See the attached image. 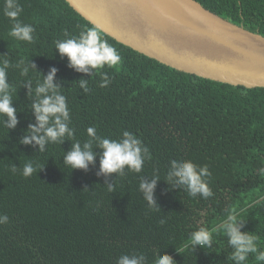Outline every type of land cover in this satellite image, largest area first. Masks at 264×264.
Instances as JSON below:
<instances>
[{"label":"trees","instance_id":"16d2710c","mask_svg":"<svg viewBox=\"0 0 264 264\" xmlns=\"http://www.w3.org/2000/svg\"><path fill=\"white\" fill-rule=\"evenodd\" d=\"M220 17L264 36V0H196ZM0 0V59L10 67L8 82L15 89L12 106L17 124L7 128L0 117V264H117L121 255L140 256L154 264L169 255L174 264H237L223 230L213 233L210 246L187 244L200 227L211 229L230 208L243 209L242 232L258 237L264 251V88H245L176 70L149 58L103 33L121 56L116 68L101 69L110 83L100 87L95 70L80 73L69 67L54 41L94 27L65 0H19V19L35 31L31 43L9 35L12 21ZM25 59L20 75L15 65ZM22 65L21 67H23ZM55 68L53 83L69 108L65 121L72 136L46 142L20 143L36 120L34 73L41 80ZM89 81V91L79 81ZM97 135L118 139L123 131L136 135L148 149L140 172L100 173V149L92 140L94 160L86 169L65 165L74 143ZM191 160L207 166L213 196H191L185 186L168 180L172 161ZM26 163L40 165L30 177ZM16 168L13 173L10 169ZM154 205L140 189L151 183ZM109 186L112 191H108ZM248 254L243 264H262Z\"/></svg>","mask_w":264,"mask_h":264},{"label":"clouds","instance_id":"9594fccd","mask_svg":"<svg viewBox=\"0 0 264 264\" xmlns=\"http://www.w3.org/2000/svg\"><path fill=\"white\" fill-rule=\"evenodd\" d=\"M23 9L19 0H5L3 13L9 18L12 23V28L9 35L17 41L31 43L34 40V27L31 24L23 23L19 17ZM65 38L54 41V46L62 57H67L69 67L80 73H88L90 70H95L96 74L100 75V87H107L110 83V78L107 73L100 71L101 69L116 68L121 63V56L117 50L110 45L104 38L103 33L96 27H85L78 35L72 36L69 33H64ZM24 65L23 67H21ZM10 67L9 60L6 57L0 59V117H7L6 127L11 129L17 124L16 108L12 106V99L15 92L13 86L8 82V69ZM20 69V75L26 76L29 68H35L34 65H26L25 59L15 65ZM56 69L52 68L48 74L43 77L39 73H34L36 86L34 90L29 87L28 94H35V100L31 105L35 116V125H29L28 135H25L20 143L24 145L32 144L39 145L40 151H43L46 142H59L65 133L72 136L71 130L67 127L65 121L69 119V108L66 105V98L61 94V89L53 83ZM79 86L85 92L89 91V81L81 79ZM86 135L91 139L83 144V150L79 143H74L72 150L69 151L65 158V165L73 169H86L88 164L94 160L92 149V140L97 142V145L102 149L100 157V173L108 175L111 173L122 174L124 168L133 172H140L144 163V158L148 156L147 147L143 146L142 141L133 133L123 131L118 139H110L97 135L95 126L86 129ZM40 165L26 163L22 169L24 177H30L35 173ZM172 170L168 173V180L176 178L175 183L185 186L191 196L197 193L202 198L212 197L214 194L208 185V178L211 173L208 167L198 166L191 160H182L180 162L172 161ZM13 173L16 168L10 169ZM261 175H264V168L259 169ZM156 180L151 183H141L140 189L144 193V199L148 205L152 207L153 189ZM108 191H112L109 186ZM243 212L236 208H230L226 218L215 224L211 229L200 227L198 231L191 234L189 241L182 245L181 251H184L187 244L210 246L213 233L223 230V234L228 237V243L233 247L231 259L237 264H243L247 261L248 254H256L255 259L264 264V251L258 252V237L248 232H242L243 227ZM8 222L6 215L0 216V224ZM144 257L121 255L117 260V264H141ZM154 264H174V261L169 255L159 256Z\"/></svg>","mask_w":264,"mask_h":264},{"label":"water","instance_id":"95a60500","mask_svg":"<svg viewBox=\"0 0 264 264\" xmlns=\"http://www.w3.org/2000/svg\"><path fill=\"white\" fill-rule=\"evenodd\" d=\"M117 42L205 79L264 88V36L196 0H65Z\"/></svg>","mask_w":264,"mask_h":264}]
</instances>
